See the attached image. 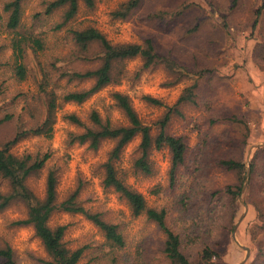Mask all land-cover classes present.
<instances>
[{
    "label": "rangeland",
    "instance_id": "obj_1",
    "mask_svg": "<svg viewBox=\"0 0 264 264\" xmlns=\"http://www.w3.org/2000/svg\"><path fill=\"white\" fill-rule=\"evenodd\" d=\"M44 1L27 0L26 24H32L35 12L43 11ZM125 1L96 0L94 8L81 4L67 27L95 26L115 43H144L152 38L159 53L185 65L189 72L171 70L164 63L145 67L140 56L120 61L118 69L124 71L120 81L103 87L83 103H63L52 137L31 135L13 147L17 155L49 154L45 166L27 179L28 187L44 198L47 176L54 170L59 202L79 189V201L86 209L121 226L125 245L114 249L84 214L55 211L49 224L66 225L67 246L84 248L77 264H173L164 252L166 234L158 224L146 214L134 215L127 200L104 185V163L115 140H104L97 149L89 142H69L70 132L81 128L66 120V113H76L90 123L92 111L97 110L115 125L128 124L113 98L119 91L130 97L153 135L160 132L164 116L170 113L166 131L184 136L187 143L186 159L174 181L168 147L152 150V174L136 171L140 136L124 147L116 161L119 176L144 195L148 206L166 209L167 222L180 234L182 250L191 260L201 258V248L210 245L219 253L213 264H264V13L254 27L255 10L263 0H142L127 18L114 16ZM157 12L162 16L152 18ZM60 20L61 11L41 19L47 48L38 58L29 53L24 59L29 75L22 82L13 73L10 35L0 25V47L5 46L0 51V147L14 138L20 127L35 126L45 117L38 61L71 69L100 65L98 49L89 61L76 60L67 27L52 30ZM49 73L54 76L58 72L52 68ZM93 84V80H85L68 85L62 80L58 92ZM191 87L194 101L178 104ZM146 96L161 103H152ZM7 114L13 117L3 120ZM230 157L246 164L237 198L229 187L237 190L239 175L221 165L222 159ZM8 191L10 185L0 175V192ZM27 215L23 200L0 212V245L14 249L18 264H39L40 258L48 257L41 239L33 226L16 223Z\"/></svg>",
    "mask_w": 264,
    "mask_h": 264
},
{
    "label": "trees",
    "instance_id": "obj_2",
    "mask_svg": "<svg viewBox=\"0 0 264 264\" xmlns=\"http://www.w3.org/2000/svg\"><path fill=\"white\" fill-rule=\"evenodd\" d=\"M26 2L27 0H3L0 3V25L10 35L8 47L15 59L13 73L20 82L26 80L29 75L27 65L24 63L27 55L32 53L35 58H38L39 53L47 48L46 39L42 36L45 33L41 24L43 16H50L57 11H61V20L51 26L52 30L61 31L76 18L81 4L88 8H94L96 5V0H45L43 11L35 12L32 16V24L28 25L24 22ZM141 2L142 0H127L113 12V15L127 18L130 12L140 6ZM263 13L264 0L255 10V28ZM158 16H162V14L157 12L151 15L152 18ZM66 31L71 41V54L75 56L76 60L78 62L89 61L93 56L90 54L98 49L100 65L96 68L71 69L69 66L60 68L55 63L51 64L50 68V66L43 65L38 61L41 72L38 84L46 107L45 117L41 123L35 126L20 127L14 138L6 141L0 147V175L10 185V191L0 192V212L18 200H23L27 204V218L17 220L16 223L33 226L35 234L41 239L48 257L40 258L39 264H77L83 256V247L72 249L67 246L64 240L66 225L51 226L49 224L50 217L58 210L82 213L91 219L103 232L111 248H122L125 245V237L119 224L106 221L100 213L91 212L81 204L79 189L74 190L65 200L59 202L58 175L54 170H51L47 176L45 197L39 198L28 187L27 179L37 174L45 166L49 154L34 155L25 153L17 155L12 151L13 147L22 139L31 135L52 137L57 113L63 103H83L103 87L120 81L124 71L122 68L118 69V64L122 60L140 56L145 67L164 63L171 70L189 72L185 65L175 61L167 54L159 53L152 38H147L144 43H115L95 26L83 28L69 26ZM4 47H0V51ZM56 59L59 61L58 58ZM52 68L58 72L54 76L49 73L52 72ZM191 73H193L192 70ZM62 80H65L68 85L71 83L79 84L85 80H93L94 84L90 88L70 89L59 93L58 90L61 88ZM184 93L179 98L178 104L183 101H194L193 87L187 88ZM113 98L116 106L127 117L128 124L115 125L109 117L103 118L97 110L92 111L90 123H87L76 113H66L64 118L81 128L78 132H70L69 142H89L92 148L97 149L104 140H115L110 156L104 163V185L120 193L130 204L134 215L146 214L150 220L158 224L159 228L166 234L164 252L173 264H213V259L219 253L213 250L210 245H204L201 248V258L191 260L182 250L180 234L172 230L167 222L166 209L148 206L144 195L128 185L119 176L116 168V161L120 158L124 147L135 137L140 136V153L134 161L136 171L152 174L154 172L150 159L152 150L168 147L172 160L171 179L174 181L176 171L186 159L187 143L184 136L172 135L166 131L170 113L164 116L160 124V132L153 135L151 127L141 120L127 94L116 91L113 93ZM146 99L152 103H161L159 99L151 96H146ZM30 113L33 115L34 110H30ZM12 117V114H7L3 120ZM221 165L227 170L236 171L239 175L240 184L237 190L229 187V191L237 198L245 178V161L230 157L222 159ZM252 165L254 167V162ZM0 264H18L15 251L8 244L0 245Z\"/></svg>",
    "mask_w": 264,
    "mask_h": 264
},
{
    "label": "water",
    "instance_id": "obj_3",
    "mask_svg": "<svg viewBox=\"0 0 264 264\" xmlns=\"http://www.w3.org/2000/svg\"><path fill=\"white\" fill-rule=\"evenodd\" d=\"M262 145H264V144H262ZM249 173H250V165H248V176H249ZM248 181V180H247ZM247 181H246V183H247ZM245 187V186H244Z\"/></svg>",
    "mask_w": 264,
    "mask_h": 264
}]
</instances>
